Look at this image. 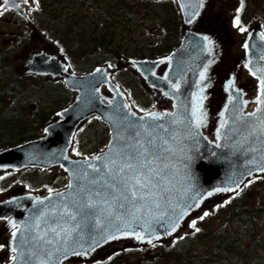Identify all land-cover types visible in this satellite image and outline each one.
Wrapping results in <instances>:
<instances>
[{
  "label": "water",
  "instance_id": "95a60500",
  "mask_svg": "<svg viewBox=\"0 0 264 264\" xmlns=\"http://www.w3.org/2000/svg\"><path fill=\"white\" fill-rule=\"evenodd\" d=\"M174 1L179 9L182 22L181 44L171 54L163 58L126 59L129 61L127 66L140 75L145 88L155 95L156 100L160 103L170 101L173 108L169 110L167 105L161 106L158 103L159 106L152 112L175 113L174 119L180 122L173 123L170 127V132L174 131L177 136V142L173 143L175 154L172 157V163L177 170L174 181L178 189L176 200L183 204L193 205L197 201H201L199 207L189 209L188 215L180 221L179 229L171 235L166 234L171 222L168 217L158 221L150 220L151 230L160 236L159 240H154L155 245L171 242L186 228L188 221L201 212L211 199L220 197L224 200L239 192L247 182L264 176V172L257 170L258 166L264 165V161L250 163L253 156L258 157L259 153L245 154L236 144V141L241 139L239 135L221 140H217L216 136L221 121L229 118L230 111H226V108L230 110L233 107L229 103V97L235 95V92L232 89H227L229 80L234 79L235 89L242 90L243 100L254 101L257 96H252L249 87L243 85L240 73L245 70L255 82L258 90L259 81L249 69L251 68L257 72V75H261L257 70L264 68V58H262L264 57V40L260 38V29H251L247 32L244 45L247 44L248 47H244V55L237 64L225 72L220 88L214 90L216 88L214 72L216 71L218 75L221 72L220 65L224 56L221 42L226 40V36L223 34L226 31L223 24L216 17L204 15L212 0H203L202 7L200 0ZM16 4L19 7H14L11 0L7 5L4 4V0H0V11L5 9L16 11L34 31L31 46L22 51L19 56L23 63L16 67V73L19 76L34 75L52 82L62 81L74 97L72 103L57 112L56 117L43 128L42 136L6 149H0V173L25 169L45 171L60 167L68 177L69 184V182H73L72 171L83 164L85 159L71 155L74 137L82 125L94 117L98 118L109 128V145L114 140L117 126L129 111V109L120 107L121 105L127 104L132 112H136V117H129L130 122L140 123L137 118L144 113L141 114L133 107L126 93L113 81V74L108 70L107 65L98 66L89 73L78 75L72 73L66 59L59 52L53 51L50 46L37 50L40 37L34 28V21L28 14L30 0L26 4L22 3V0H16ZM189 19L192 20L191 23L187 22ZM205 23L206 25L203 27ZM204 36H208L212 41L211 53L208 51L207 42L202 39ZM167 57H172L171 61H168ZM161 60L165 62L160 63ZM210 61L212 63L209 64ZM205 65H208V79L204 82L208 85L204 91L207 99L203 104L206 123L199 129L200 135L193 138L188 134L185 124L191 117V102L194 99V94L199 91L197 85L200 84V73ZM98 68L102 71L97 72ZM216 68L218 70H215ZM165 74L168 76L167 80L163 79ZM172 84H179V90L173 89ZM165 92L169 95H165ZM108 100H112L113 103L109 104ZM252 106L253 109H250ZM256 107L255 103H249L244 111L252 112ZM222 112L224 113L223 117L220 115ZM229 124H231L230 120ZM124 135H128V132H124ZM217 143L221 146L216 147ZM107 152L108 147L93 156L103 155ZM93 162L97 166L101 163L100 161ZM88 171L91 173L90 169ZM250 171L251 175L248 174ZM237 184L239 188H237ZM217 188H231L236 191L218 192ZM68 191L69 189L65 188L58 192L67 193ZM209 192L212 195H208ZM55 193L43 195V193H26L23 190L15 189L8 198L0 200V231L2 234L11 232L6 244L8 254L17 255L11 249L15 246L19 250L20 247L19 240L15 243L12 241V232L15 229L12 228L9 220L15 221L23 229L24 225L33 223V215L40 210L47 209L49 212L56 210L52 208V205L60 204V200L55 197ZM50 195L52 196L51 201L45 199ZM37 198L45 200V203L38 204ZM179 210L177 208V212ZM140 223L144 224L143 221ZM41 227H44L43 222ZM140 230L139 227H136V231ZM86 238L87 230H85ZM121 243L132 248L153 246L129 237L104 244L87 259L69 256L63 260V264L72 262L90 264L99 260L106 248ZM24 249L25 257L18 260L17 264H24V261L29 257H31L29 264H42V262L43 264H53L56 258L55 256L51 260L48 258L47 247H37L34 256L31 251H28V245H24ZM0 264H13V262L11 260L10 262H0Z\"/></svg>",
  "mask_w": 264,
  "mask_h": 264
},
{
  "label": "snow or ice",
  "instance_id": "6c2138e0",
  "mask_svg": "<svg viewBox=\"0 0 264 264\" xmlns=\"http://www.w3.org/2000/svg\"><path fill=\"white\" fill-rule=\"evenodd\" d=\"M11 2L14 7H19L16 0ZM22 3H28V0H22ZM4 4H9V0H4ZM200 6H203V0H200ZM3 14L0 11V15ZM187 22L191 23L192 20L189 19ZM235 25L241 32L246 31L240 25L238 16ZM260 38L264 40V33L260 34ZM202 39L207 42L208 51L211 53L212 41L208 36ZM244 47L247 48L248 45L245 44ZM166 59L171 61L172 57ZM164 62V60L160 61V63ZM96 71L102 70L98 68ZM249 71L259 81L255 100H243L242 90L235 89L234 79L229 80L227 89L235 92V95L229 97V103L233 107L230 110L226 108V111H230L229 118L221 121L216 136L217 140H221L239 135L241 139L236 141L237 146L245 154L259 153L258 157L254 155L250 161L257 163L264 161V68L257 70L261 75H257V72L251 68ZM207 72L208 65H205L200 73V84L197 85L199 91L194 94L191 102V117L185 124L188 134L193 138L200 135L199 129L206 123L203 104L207 99L204 95L208 87L204 83L208 79ZM163 79H168L167 74ZM179 87V84H172V88L177 91ZM164 94L169 95L167 92ZM108 103L112 104L113 101L108 100ZM249 103H255L257 107L252 112H245L244 109ZM120 107L129 111L117 126L114 140L107 146L108 152L85 157L83 164L72 171L73 182L67 185L69 191L55 193V197L60 200V204L52 205L56 210L51 212L47 209L40 210L33 215V223L24 225L23 229L15 221L9 220L12 228L15 229L12 232V241L15 243L19 240L20 245L19 250L15 246L11 249L12 252L17 253L11 256L13 264H17L18 260L25 257L24 245H28V251H31L33 256L36 255L37 247H47L48 258L51 260L53 256L56 257L53 264H63V260L69 256L87 259L104 244L129 237L155 247L154 240H159L160 236L151 230L150 220L158 221L168 217L171 222L166 234L171 235L179 229L180 221L188 215L189 209L199 207L201 201L193 205L176 200L178 189L174 181L177 170L172 163V157L175 154L173 143L177 142V136L174 131L170 132L173 123H180L174 119L175 113L139 109L144 114L137 118L140 123H133L129 121V117H136V112H132L127 104ZM220 115L223 117L224 113ZM124 132H128V135H124ZM220 146L219 143L216 144V147ZM76 154L80 155L79 152ZM93 161L101 163L97 166ZM257 170L264 172V165L258 166ZM248 174L251 175V171ZM237 188H239L238 184ZM48 191L50 194L53 193L51 188ZM186 191L187 189L185 193ZM216 191H236V189L217 188ZM208 195L212 193L209 192ZM45 199L51 201L52 196ZM37 202L43 205L45 200L37 198ZM177 208L180 209L179 212ZM208 215V212H204L199 219L203 220ZM141 221L144 222L143 225ZM136 227L141 230L136 231ZM188 227L194 232L200 231L195 219ZM85 230H87L86 239ZM3 247L0 245V248ZM30 259L31 257L26 259L24 264H29Z\"/></svg>",
  "mask_w": 264,
  "mask_h": 264
},
{
  "label": "rangeland",
  "instance_id": "374dc122",
  "mask_svg": "<svg viewBox=\"0 0 264 264\" xmlns=\"http://www.w3.org/2000/svg\"><path fill=\"white\" fill-rule=\"evenodd\" d=\"M245 1H248L250 5L247 7L246 13L239 18L240 25L243 26V24H247L248 27L251 25L249 30L260 29L259 26L252 24L256 22L260 23V21L264 22V3H260L259 1V3H256L258 6H254L253 8L251 5H253L256 0ZM42 2H44V5L40 14H33V8L36 9V5L33 7V0H30V6L28 8V13L30 12L33 15L31 19L34 21V28H36V32L40 37L36 47L37 50L50 46L53 51L62 54L63 48L57 44V40L61 38V35L64 32V20H67L69 23L76 22V24L72 23V26L77 27L78 30L90 28L89 25H92L90 29L95 27L101 30L103 28L104 24L102 17H100L101 14L95 11L94 8L88 7L85 4H80L79 0H43ZM215 2L216 0L211 1L210 5L207 6L204 12V15L214 17V15L217 14V10L220 11V13H225V22L222 26L226 31V33H223L226 36V40L221 42V48L224 49V56L220 65L221 72L219 75L216 71L214 72V82L216 86L214 90L220 88L225 72L232 68L234 64H237V62L244 55V39L248 32H241L235 25V21L231 16L236 5L233 0H228V4L223 3L221 7L217 6ZM67 4L68 7L63 8V6ZM49 13L51 14V17L56 19L55 21L48 17ZM88 21L89 23H87ZM0 23H2L0 24V60L2 58H6L11 67V69H9L16 75V67L23 63L19 56L22 51L31 46V42L33 40L32 34L34 31L27 25L26 21L20 18L17 14L16 16L7 15ZM148 23L149 22L141 25H136L135 23H123L122 25L125 26L124 29H122L120 34L114 36L113 47L115 48L113 50L115 53H112L110 50L99 51L98 53H93L90 50H87L84 55L79 56L74 52H69L67 48H71V43L69 41L66 42L65 44L67 45L65 48L74 63L71 67V71H73L72 73L83 75L93 71V69L98 66L107 65L109 71L113 74V78L114 75H119L118 81L122 84L121 86L131 89L134 100L137 99L140 105L149 106V111L152 107L159 106L158 103L160 102L156 100V97L152 92L145 88L140 75L136 74L130 66H127L129 63V61L126 60L128 55L123 53L124 50L129 48L130 52L135 51V54L145 56V58H151L150 54L152 49L164 46L168 42L170 44L174 43L173 36L167 38L163 35L162 31L154 29L153 32L149 30L147 27ZM40 25L45 28L43 27L42 29ZM205 25L206 23L203 27H205ZM226 25L230 27L229 30ZM232 27L234 28L233 30ZM11 32H13V34ZM110 32H112V29ZM119 44L123 47V51L118 54V57L116 56L117 58H112L113 54L116 55L120 51V48H118ZM109 65H111V67H109ZM215 70H218V68ZM39 79L46 80L43 78ZM240 80L243 85L249 87L252 96H256L258 94L255 82L250 76L246 75L245 71L240 73ZM69 94H71L70 97L72 96V98H70V103L66 107L72 103L74 97L72 93L69 92ZM160 105H167L168 109L172 107L170 101H164L163 103H160ZM57 109H60V106ZM26 113L31 116L30 109L29 111L26 110ZM26 113L14 112L12 113V118H26ZM1 121L2 119H0V122ZM82 126H84V128H82L77 135L78 141H80V147L75 149L73 148L74 150H72L71 154L75 157L84 158L103 151L107 147L110 140L108 126L103 124L96 117L92 118ZM42 135L43 132L38 133L37 137ZM6 148L8 147L1 149ZM77 152H79L80 155H77ZM0 177H3V179H0V200L6 199L8 195H10V192L13 191V188L23 190L24 192L35 191L49 193V188L53 189V192L64 189L67 187L68 181L65 172H63V170L59 167L52 168L47 171H42L40 169H25L21 171L3 172L0 173ZM262 185H264V183ZM254 188L258 189V191L260 190V186L255 185ZM259 194L260 195L256 198L254 203V207L264 199V190H261ZM229 203L230 198L225 200L220 197L213 198L205 205L201 212L193 217L197 220L198 228L204 227L206 232H214L215 230L222 231V233L231 234L233 238L231 239L233 240V247L230 249L231 251L229 249H222L220 250L219 257L214 256L212 258H207L201 264H264V210H262L263 212H261L260 215L256 216L257 223L246 224L244 221H247L249 216L244 218L228 219L230 206L227 207V205ZM216 208H218V210H216ZM204 212H208L209 215L203 220H200L199 217L202 216ZM190 220L187 223L188 225ZM188 225L171 242L165 243V245L161 246H166L176 241L181 248L190 249V246H192L191 249H193V251H198L199 255L202 253L205 254L204 245L206 241L202 243H192V241L196 239L197 235L193 229L188 227ZM10 234L11 232L2 234V231H0V245L4 246L3 248H0V262L2 263L8 262V260L11 259V255L8 254L6 247L7 239ZM180 237L184 238L180 239ZM122 245L125 246L124 244H120V247H116V245L106 248L104 255L101 256L98 261H94L90 264H98L100 262L102 264H144V262H147V264H164V262H169L166 261L165 257L163 259L161 258V252H158L159 250L155 253L150 251L147 253L145 252L146 248L144 247H139L142 252H139L140 254L131 260H128L129 257L127 260L123 261L116 258L115 260L114 258L109 259L110 257L115 256L116 253L122 252ZM107 250L113 251V253L107 256V254L110 253V251ZM213 258L217 259L215 260Z\"/></svg>",
  "mask_w": 264,
  "mask_h": 264
},
{
  "label": "trees",
  "instance_id": "16d2710c",
  "mask_svg": "<svg viewBox=\"0 0 264 264\" xmlns=\"http://www.w3.org/2000/svg\"><path fill=\"white\" fill-rule=\"evenodd\" d=\"M42 1L34 0V7L36 5V9L33 8V14H40L42 12L44 5ZM79 2L80 4L94 8L95 11L101 14L100 17H102L104 25L101 30L95 27L90 29L92 25H89L90 28L78 30L77 27L72 26V23L76 24V22L69 23L67 20H64L63 25H65V29H63L64 32L61 38L57 40V44L63 48L62 54L73 65L72 58L65 48L66 42L69 41L71 43V48H67L69 52H74L79 56L84 55L87 50L93 53L110 50L112 53H115L113 50L115 48L113 47L114 36L120 34L122 29H124L123 23L141 25L149 22L147 24L149 30L162 31L163 35L167 38L173 36L174 43L170 44L168 42L164 46L152 49L151 58L165 56L179 44L182 26L178 9L173 0H79ZM64 7L67 8L68 4ZM48 17L53 21L56 20L51 17L50 13ZM40 27L43 29L44 26L40 25ZM111 29L112 32H110ZM118 48H120V51L116 55L113 54L112 58H117L118 54L123 51V47L120 44ZM123 53L130 57L145 58V56L135 54V51L130 52L129 48L124 50ZM9 68L11 69L6 58H2L0 60V119H2L0 122V149L15 146L36 138L38 133H41L42 129L53 120L56 113L70 103V98H72L62 82L40 80L34 76L20 77L15 75ZM115 77L118 81L119 75ZM118 83L122 85L119 81ZM132 100L134 101L133 98ZM59 106L60 109H57ZM29 109L31 110V116L26 113V110L29 111ZM14 112L26 113V118H12V113ZM77 144L80 147V141L77 140ZM263 183L264 177L257 178L245 184L239 194L230 197V203L227 205V207L230 206L229 220L249 216L248 220L244 221V223H257L256 216L260 215L263 212L262 210H264V199L255 207L254 203L260 195L259 192L264 190ZM255 185L260 186L259 191L254 188ZM199 229L200 231L196 232L197 237L192 243L206 241L204 245L205 254L199 255L198 251L191 249L192 246H190V249L181 248L176 241L166 246H161L165 244L155 245V247L149 246L145 250H150L152 253L159 250L161 258L165 257L166 261H169L168 263L164 262V264H201L207 258L219 257L220 250H230L233 247L231 234L222 233V231L218 230L206 232L204 227ZM121 250L122 252L115 254L114 260L116 258L123 261L127 260L128 257V260H131L141 253V248H130L126 245ZM144 264H147V262H144Z\"/></svg>",
  "mask_w": 264,
  "mask_h": 264
},
{
  "label": "flooded vegetation",
  "instance_id": "af4514ba",
  "mask_svg": "<svg viewBox=\"0 0 264 264\" xmlns=\"http://www.w3.org/2000/svg\"><path fill=\"white\" fill-rule=\"evenodd\" d=\"M255 1V0H254ZM259 1H260V3H264V0H256L254 3H253V5H251V7H253L254 8V6H258L256 3H259ZM233 2H234V4H236L235 5V7H234V10H233V12H232V14H231V16L233 17V19H234V21H235V19L237 18V16L240 18L242 15H244L245 13H246V10H247V7H249V3H248V1H245V0H233ZM216 5L217 6H222L223 5V3H225V4H228V0H216ZM255 7V8H256ZM216 11V10H215ZM4 14L3 15H0V22L2 21V20H4L5 18H6V16L7 15H15L16 16V13L15 12H13V11H8V10H5V11H2ZM216 13L217 14H215L214 15V17H216V18H218V20L220 21V18H221V21H223V22H221L222 24H224V22H225V13H220V11H216ZM30 16H32L33 17V15L30 13ZM263 20V19H262ZM264 21V20H263ZM15 23H18V22H15ZM36 23H37V21H36ZM0 24H2V23H0ZM252 25H257V26H259V28L262 30V32L264 33V22H262V21H260V23H258V22H256V23H254V24H252ZM227 26V28H228V30H229V28L230 27H228V25H226ZM242 27H244L245 29H246V31L251 27V25L248 27V25L247 24H243V26ZM234 28L232 27V30H233ZM245 31V32H246ZM245 32H243V33H245ZM12 34H13V32H11ZM72 67V66H71ZM35 77V76H34ZM36 78H39V77H36ZM114 78H115V82L116 83H118V81L116 80V77H115V75H114ZM125 90L127 91V92H131V89H129V88H125ZM141 107H143V108H146V109H148L149 110V106H145V105H141ZM154 107H152V109H153ZM82 128H84V126L82 127ZM81 128V129H82ZM80 129V130H81ZM77 140H78V138H77ZM77 142V141H76ZM77 144L75 143V146H76ZM77 148V147H76ZM4 195H6V194H4ZM4 195H1V196H4ZM116 247H120V245H118V246H116ZM108 251H110V250H108ZM150 250H146L145 252H149ZM142 252V251H141ZM113 253V251H110V253L109 254H107V256L108 255H111ZM114 257V256H113ZM113 257H110L109 259H112ZM73 264V263H72ZM74 264H80V263H74Z\"/></svg>",
  "mask_w": 264,
  "mask_h": 264
}]
</instances>
